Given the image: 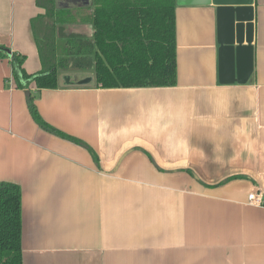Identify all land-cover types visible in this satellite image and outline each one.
I'll return each instance as SVG.
<instances>
[{"label":"crops","instance_id":"0c3cea01","mask_svg":"<svg viewBox=\"0 0 264 264\" xmlns=\"http://www.w3.org/2000/svg\"><path fill=\"white\" fill-rule=\"evenodd\" d=\"M222 2L177 3L175 86L30 84L43 118L89 147L37 124L0 56V180L22 187L23 264H264V0ZM45 10L0 0V44L32 74Z\"/></svg>","mask_w":264,"mask_h":264},{"label":"trees","instance_id":"16d2710c","mask_svg":"<svg viewBox=\"0 0 264 264\" xmlns=\"http://www.w3.org/2000/svg\"><path fill=\"white\" fill-rule=\"evenodd\" d=\"M37 4L46 9L32 19L42 69L28 73L25 56L2 44L0 56L10 58L15 83L28 91L30 113L41 128L88 146L46 121L30 88L33 82L38 91L58 88L65 71L92 70L95 85L102 88L177 84L176 0H92L78 8L61 6L58 0H37ZM79 24L92 29L68 30ZM90 150L98 162L96 151ZM22 213L21 185L0 180V264H23Z\"/></svg>","mask_w":264,"mask_h":264},{"label":"water","instance_id":"95a60500","mask_svg":"<svg viewBox=\"0 0 264 264\" xmlns=\"http://www.w3.org/2000/svg\"><path fill=\"white\" fill-rule=\"evenodd\" d=\"M210 1L211 0H177V3H179V4H184V3H209ZM222 1H225V0H214V2L219 3V4H222L223 3ZM88 3L91 4L92 0H89ZM235 10H236V17L238 19H241V16L243 15V7H236ZM242 27H243V25H238L237 30L240 32ZM65 80L68 83H72L71 82V78H70L69 75L65 76ZM92 80H93L92 77H86V78L80 79L78 81V83L79 84H87V83H90Z\"/></svg>","mask_w":264,"mask_h":264},{"label":"rangeland","instance_id":"374dc122","mask_svg":"<svg viewBox=\"0 0 264 264\" xmlns=\"http://www.w3.org/2000/svg\"><path fill=\"white\" fill-rule=\"evenodd\" d=\"M80 71H82V70H80ZM65 73H72L71 76H72V78H74L73 80H75L76 82H78L80 80L81 76H83V75H90V74L93 73V71L92 70H84V72H77L76 70H71V71H65Z\"/></svg>","mask_w":264,"mask_h":264},{"label":"built area","instance_id":"2783aa9c","mask_svg":"<svg viewBox=\"0 0 264 264\" xmlns=\"http://www.w3.org/2000/svg\"><path fill=\"white\" fill-rule=\"evenodd\" d=\"M249 200L254 203H260L261 201V199L258 196H256L255 193H250Z\"/></svg>","mask_w":264,"mask_h":264}]
</instances>
